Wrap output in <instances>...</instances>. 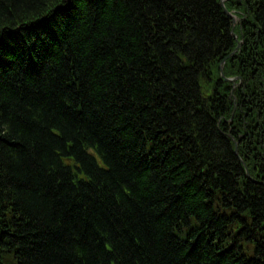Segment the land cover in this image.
Returning a JSON list of instances; mask_svg holds the SVG:
<instances>
[{"label":"trees","instance_id":"trees-1","mask_svg":"<svg viewBox=\"0 0 264 264\" xmlns=\"http://www.w3.org/2000/svg\"><path fill=\"white\" fill-rule=\"evenodd\" d=\"M225 8L0 0V264H264V0Z\"/></svg>","mask_w":264,"mask_h":264},{"label":"bare ground","instance_id":"bare-ground-1","mask_svg":"<svg viewBox=\"0 0 264 264\" xmlns=\"http://www.w3.org/2000/svg\"><path fill=\"white\" fill-rule=\"evenodd\" d=\"M220 4H221V2H220ZM225 60H223L222 61V63H221V65H223V63L225 64ZM224 66V65H223ZM223 66H222V69H221V71H220V79L221 80H223L224 82H226V83H234L237 79L239 80V78H237V79H234V78H231V77H227V76H225L224 75V71H223ZM217 84V83H216ZM232 89H234V86H232V88H231V90ZM219 95H224V94H219ZM230 97H232V98H234V93L233 94H230L229 95ZM236 98H237V96H236ZM235 98V99H236ZM221 108H222V106H221ZM226 112V114H227V116L229 117L228 119H229V122L232 124V122H233V120L238 116L237 114H236V112H237V108H236V105H235V103L233 104V103H231L228 107H227V109L225 110ZM246 115H244V117H245ZM247 117V116H246ZM229 123V124H230ZM236 125H238V124H236ZM236 125H234V126H236ZM83 155L84 156V161L83 162H80V164H79V159H76V161H78V165H77V168H79L80 166H82V164L84 163V162H86V161H88L87 159H90V156L92 155V152H91V150L89 149V148H85V146L83 147V145H81V147H80V154L79 155ZM74 169H76L75 167H74ZM249 255H248V257L249 256H252V253H248Z\"/></svg>","mask_w":264,"mask_h":264},{"label":"rangeland","instance_id":"rangeland-1","mask_svg":"<svg viewBox=\"0 0 264 264\" xmlns=\"http://www.w3.org/2000/svg\"><path fill=\"white\" fill-rule=\"evenodd\" d=\"M221 1H223V5H221V6H222L223 9L225 10V14L231 16L233 26L235 27V25L238 26V24H241V20L238 19V17H236L237 15L235 16V14H233V12H229V11L227 10V8H225V3L227 2V0H220V2H221ZM235 33H236V32H235ZM236 35H237V34H236ZM238 36H239V35H238ZM236 37H237V36H236ZM235 39H236V38H235ZM237 40H238V37H237ZM239 48H240V40H239V42H238V44H237L235 50L233 51V53L230 55V57L233 56L237 51H239ZM223 65H224V63H223ZM223 65H220V71H221ZM234 84H235L236 86H237V85H240V83H236V82H234Z\"/></svg>","mask_w":264,"mask_h":264},{"label":"water","instance_id":"water-1","mask_svg":"<svg viewBox=\"0 0 264 264\" xmlns=\"http://www.w3.org/2000/svg\"><path fill=\"white\" fill-rule=\"evenodd\" d=\"M221 5H223V1H221ZM230 16V15H229ZM231 17V16H230Z\"/></svg>","mask_w":264,"mask_h":264}]
</instances>
